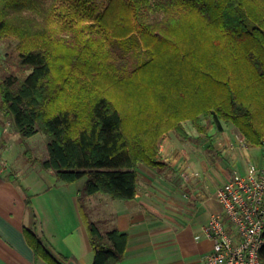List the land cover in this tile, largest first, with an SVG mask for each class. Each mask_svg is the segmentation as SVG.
Masks as SVG:
<instances>
[{
  "label": "trees",
  "instance_id": "1",
  "mask_svg": "<svg viewBox=\"0 0 264 264\" xmlns=\"http://www.w3.org/2000/svg\"><path fill=\"white\" fill-rule=\"evenodd\" d=\"M0 40L16 51L0 64V111L22 142L48 137V158L27 147L30 161L83 180L91 264H119L129 239L93 221L86 198H135L138 167L162 164L165 133L232 123L264 150V0H0Z\"/></svg>",
  "mask_w": 264,
  "mask_h": 264
},
{
  "label": "crops",
  "instance_id": "2",
  "mask_svg": "<svg viewBox=\"0 0 264 264\" xmlns=\"http://www.w3.org/2000/svg\"><path fill=\"white\" fill-rule=\"evenodd\" d=\"M10 123L0 116V264H49L29 244L25 229L60 264H91L94 253L79 207L83 180L64 184L53 170L30 161L27 141ZM194 130L195 137L188 130L163 135L162 164L140 163L135 198L113 199L101 192L86 198L91 219L103 230L117 227L128 234L119 264L201 263L213 246L202 226L221 209L216 189L236 169L244 172L249 163H264V157L253 156L254 147L240 146L243 136L214 135L212 126L207 136Z\"/></svg>",
  "mask_w": 264,
  "mask_h": 264
},
{
  "label": "built area",
  "instance_id": "3",
  "mask_svg": "<svg viewBox=\"0 0 264 264\" xmlns=\"http://www.w3.org/2000/svg\"><path fill=\"white\" fill-rule=\"evenodd\" d=\"M244 140L240 146L248 147ZM214 195L221 209L202 226L213 246L199 264H262L264 163H249L244 172L236 169Z\"/></svg>",
  "mask_w": 264,
  "mask_h": 264
},
{
  "label": "rangeland",
  "instance_id": "4",
  "mask_svg": "<svg viewBox=\"0 0 264 264\" xmlns=\"http://www.w3.org/2000/svg\"><path fill=\"white\" fill-rule=\"evenodd\" d=\"M16 59V51H15V46L13 42H9L6 40H0V64H8V62L14 61ZM0 116H2L1 112H0ZM222 128H219L218 124H213V130L215 129L216 132L215 134H218L221 131H225L227 132L229 135H239V137L243 136V140L245 139V136L240 132V130L234 126L232 123H221ZM9 127L12 129L13 125L10 123ZM184 128L186 130H188L189 132H191L192 137H195L194 135H197V133L195 132V128L193 127L192 123L190 121H186L184 122ZM14 130V129H13ZM215 140H218L217 138H215L214 136H212ZM194 140H197V138H193V143L195 142ZM25 141L26 145L25 147H29L32 148L36 155L42 159H47L48 158V151H47V141H48V137L44 134V133H37L31 137H28ZM246 142V140H244ZM215 143V142H214ZM37 149H36V147ZM249 146V145H248ZM208 149V148H207ZM253 156H258L260 158L264 157V150L260 151L259 149H255L252 148L250 149ZM213 155H216L215 153H213ZM89 212V211H88ZM109 214V213H108ZM107 214V215H108Z\"/></svg>",
  "mask_w": 264,
  "mask_h": 264
}]
</instances>
